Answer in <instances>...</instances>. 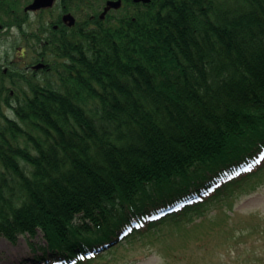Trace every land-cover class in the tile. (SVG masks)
Here are the masks:
<instances>
[{"label":"trees","instance_id":"16d2710c","mask_svg":"<svg viewBox=\"0 0 264 264\" xmlns=\"http://www.w3.org/2000/svg\"><path fill=\"white\" fill-rule=\"evenodd\" d=\"M72 32L42 78L0 84V238L42 233L32 264H95L121 231L203 217L264 176L234 177L264 151V0H154Z\"/></svg>","mask_w":264,"mask_h":264},{"label":"rangeland","instance_id":"374dc122","mask_svg":"<svg viewBox=\"0 0 264 264\" xmlns=\"http://www.w3.org/2000/svg\"><path fill=\"white\" fill-rule=\"evenodd\" d=\"M5 53L4 50L2 55ZM1 110L14 118L6 108L0 107ZM263 182L264 176L250 180L245 185V194L233 197L232 205L225 198L224 202L211 206L203 217L179 225L166 224L150 235L134 236L95 264H264L255 262L253 256L264 255ZM239 233H245V242L237 256H231L229 242ZM30 241L37 245L36 251L32 250ZM45 246L42 233L34 240L22 236L16 245L0 239V264H31L37 254H43L40 247Z\"/></svg>","mask_w":264,"mask_h":264},{"label":"flooded vegetation","instance_id":"af4514ba","mask_svg":"<svg viewBox=\"0 0 264 264\" xmlns=\"http://www.w3.org/2000/svg\"><path fill=\"white\" fill-rule=\"evenodd\" d=\"M49 1L0 0V79L4 73L7 82H14L19 70L21 79L34 75L37 65L46 64L53 38L63 41L78 25L80 32L100 31L141 14L149 5L146 0H55L49 6ZM69 16L73 21L66 20Z\"/></svg>","mask_w":264,"mask_h":264},{"label":"water","instance_id":"95a60500","mask_svg":"<svg viewBox=\"0 0 264 264\" xmlns=\"http://www.w3.org/2000/svg\"><path fill=\"white\" fill-rule=\"evenodd\" d=\"M52 2H53V0L50 1V4H52ZM50 4H49V5H50ZM40 67H41V66H40ZM40 67H37V68H40Z\"/></svg>","mask_w":264,"mask_h":264}]
</instances>
